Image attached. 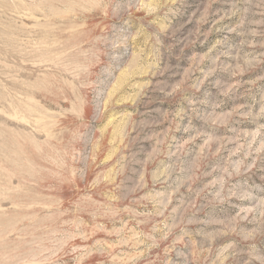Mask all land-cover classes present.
<instances>
[{
	"label": "rangeland",
	"instance_id": "1",
	"mask_svg": "<svg viewBox=\"0 0 264 264\" xmlns=\"http://www.w3.org/2000/svg\"><path fill=\"white\" fill-rule=\"evenodd\" d=\"M0 264H264V0H0Z\"/></svg>",
	"mask_w": 264,
	"mask_h": 264
}]
</instances>
